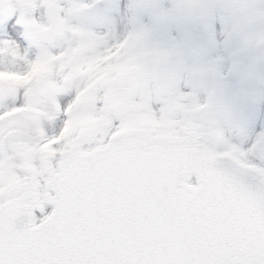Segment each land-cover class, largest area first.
<instances>
[{"label":"snow or ice","instance_id":"6c2138e0","mask_svg":"<svg viewBox=\"0 0 264 264\" xmlns=\"http://www.w3.org/2000/svg\"><path fill=\"white\" fill-rule=\"evenodd\" d=\"M0 264H264V0H0Z\"/></svg>","mask_w":264,"mask_h":264}]
</instances>
